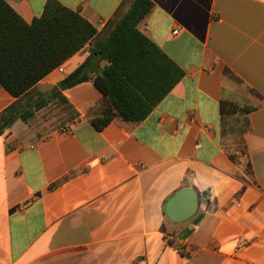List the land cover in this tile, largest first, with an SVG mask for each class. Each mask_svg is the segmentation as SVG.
<instances>
[{
    "label": "crops",
    "instance_id": "obj_1",
    "mask_svg": "<svg viewBox=\"0 0 264 264\" xmlns=\"http://www.w3.org/2000/svg\"><path fill=\"white\" fill-rule=\"evenodd\" d=\"M5 1L31 24L49 0ZM53 1L103 33L132 0ZM151 1L138 28L183 79L141 122L98 131L108 103L90 81L63 92L76 118L46 122L45 107L0 137V264H264V0ZM14 101L0 85V114ZM186 188L199 210L173 223Z\"/></svg>",
    "mask_w": 264,
    "mask_h": 264
},
{
    "label": "trees",
    "instance_id": "obj_2",
    "mask_svg": "<svg viewBox=\"0 0 264 264\" xmlns=\"http://www.w3.org/2000/svg\"><path fill=\"white\" fill-rule=\"evenodd\" d=\"M153 9L151 0H132L128 12L102 33L79 12L53 0L31 24L0 0V85L15 99L0 114V137L17 121H31L50 103L73 111L63 92L90 81L108 103L92 120L98 131L116 118L145 120L185 75L138 28ZM87 45L90 54L73 73L46 93L35 91L40 81ZM94 62L107 65L92 68Z\"/></svg>",
    "mask_w": 264,
    "mask_h": 264
},
{
    "label": "water",
    "instance_id": "obj_3",
    "mask_svg": "<svg viewBox=\"0 0 264 264\" xmlns=\"http://www.w3.org/2000/svg\"><path fill=\"white\" fill-rule=\"evenodd\" d=\"M200 207L198 193L190 188L176 193L167 203L166 215L173 223H185L195 217Z\"/></svg>",
    "mask_w": 264,
    "mask_h": 264
},
{
    "label": "rangeland",
    "instance_id": "obj_4",
    "mask_svg": "<svg viewBox=\"0 0 264 264\" xmlns=\"http://www.w3.org/2000/svg\"><path fill=\"white\" fill-rule=\"evenodd\" d=\"M76 112L66 110L63 106L59 105L58 103H50L46 109L44 110V115L41 116L46 122H53L52 124H58L60 122L66 123L71 121L72 119L76 118ZM63 125H60L58 128H62Z\"/></svg>",
    "mask_w": 264,
    "mask_h": 264
},
{
    "label": "built area",
    "instance_id": "obj_5",
    "mask_svg": "<svg viewBox=\"0 0 264 264\" xmlns=\"http://www.w3.org/2000/svg\"><path fill=\"white\" fill-rule=\"evenodd\" d=\"M174 34H178V31H175ZM57 70L60 72V74H65V69L63 65L59 66Z\"/></svg>",
    "mask_w": 264,
    "mask_h": 264
}]
</instances>
